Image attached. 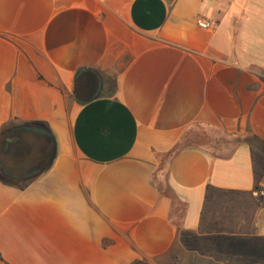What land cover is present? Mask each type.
Here are the masks:
<instances>
[{
  "label": "crops",
  "instance_id": "1",
  "mask_svg": "<svg viewBox=\"0 0 264 264\" xmlns=\"http://www.w3.org/2000/svg\"><path fill=\"white\" fill-rule=\"evenodd\" d=\"M22 124L54 140L0 180V264H264V0H0V136Z\"/></svg>",
  "mask_w": 264,
  "mask_h": 264
},
{
  "label": "trees",
  "instance_id": "2",
  "mask_svg": "<svg viewBox=\"0 0 264 264\" xmlns=\"http://www.w3.org/2000/svg\"><path fill=\"white\" fill-rule=\"evenodd\" d=\"M4 135L0 136V154L3 148ZM177 149L174 148L172 152ZM171 152V153H172ZM1 159V158H0ZM2 162V160H1ZM3 167L4 164L2 163ZM5 168V167H4ZM0 180L8 183H14L19 187H22L24 183H18L16 181H9L7 178L0 174ZM256 191H260L256 188ZM262 195L253 196L251 193H235L215 190L212 196L206 201L201 217H200V232H213L216 230H228L229 225H226V221L229 223L236 222V218L241 215L245 218L246 223H250L253 219V215L257 205L259 204Z\"/></svg>",
  "mask_w": 264,
  "mask_h": 264
},
{
  "label": "flooded vegetation",
  "instance_id": "3",
  "mask_svg": "<svg viewBox=\"0 0 264 264\" xmlns=\"http://www.w3.org/2000/svg\"><path fill=\"white\" fill-rule=\"evenodd\" d=\"M3 148L1 150L0 158L2 160V163L4 164V167L7 169V171L10 174L14 175H25L28 173L32 168L36 166H42L44 165L45 158L41 160H37L33 164H28L27 166L24 165L23 163H16L15 161L17 160L18 162L20 159L18 156H21L24 154V152L28 153L32 148L38 147L39 153L45 152L46 155V149L43 147L45 146L44 144L46 143V148H49L51 145V139L42 135H37L31 132H7L3 134ZM19 137L20 139L17 141H11L7 142L5 138L9 137ZM29 138V140H28ZM42 142L44 144L42 145ZM8 144L7 149L5 148V145ZM40 156V155H39ZM39 159V158H38Z\"/></svg>",
  "mask_w": 264,
  "mask_h": 264
},
{
  "label": "water",
  "instance_id": "4",
  "mask_svg": "<svg viewBox=\"0 0 264 264\" xmlns=\"http://www.w3.org/2000/svg\"><path fill=\"white\" fill-rule=\"evenodd\" d=\"M85 71V68H80L77 70L76 74H75V79H78L80 77V75ZM96 78H97V89L94 92V94L92 95L91 98H95L99 95V92L101 90V86H102V82H101V78L98 74H96ZM5 131H13V132H31L37 135H42L45 137L50 138L51 140L53 139V135L51 134V132L49 130H47L46 128L36 125V124H22V125H15L12 126L8 129L3 130V132ZM19 137H12V138H5V140L7 142H11V141H17L19 140ZM8 144L5 145L4 149H7ZM56 155V145H53V151L47 161V163L45 164L46 166H48L54 159ZM44 169L43 168H37L36 170L27 173L25 175H14V174H10L2 165L1 159H0V172L2 174V176L8 178V179H12V180H29L31 179L33 176L39 174L40 172H42Z\"/></svg>",
  "mask_w": 264,
  "mask_h": 264
},
{
  "label": "built area",
  "instance_id": "5",
  "mask_svg": "<svg viewBox=\"0 0 264 264\" xmlns=\"http://www.w3.org/2000/svg\"><path fill=\"white\" fill-rule=\"evenodd\" d=\"M196 24L203 29H209L212 27V23L209 20H206L204 18L198 17L196 19ZM263 193L260 191L258 194L255 193L256 196L262 195Z\"/></svg>",
  "mask_w": 264,
  "mask_h": 264
},
{
  "label": "rangeland",
  "instance_id": "6",
  "mask_svg": "<svg viewBox=\"0 0 264 264\" xmlns=\"http://www.w3.org/2000/svg\"><path fill=\"white\" fill-rule=\"evenodd\" d=\"M161 184H162V183H161ZM161 184H160V185H161ZM183 262H184V261H183ZM185 263H186V261H185ZM187 263H189V262H187Z\"/></svg>",
  "mask_w": 264,
  "mask_h": 264
}]
</instances>
